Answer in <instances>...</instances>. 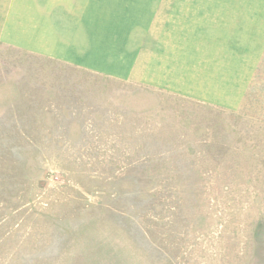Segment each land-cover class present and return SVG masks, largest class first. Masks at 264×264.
<instances>
[{
  "label": "rangeland",
  "instance_id": "obj_1",
  "mask_svg": "<svg viewBox=\"0 0 264 264\" xmlns=\"http://www.w3.org/2000/svg\"><path fill=\"white\" fill-rule=\"evenodd\" d=\"M0 264H264V50L222 108L0 42Z\"/></svg>",
  "mask_w": 264,
  "mask_h": 264
},
{
  "label": "crops",
  "instance_id": "obj_2",
  "mask_svg": "<svg viewBox=\"0 0 264 264\" xmlns=\"http://www.w3.org/2000/svg\"><path fill=\"white\" fill-rule=\"evenodd\" d=\"M11 0L0 42L222 108L264 50V0Z\"/></svg>",
  "mask_w": 264,
  "mask_h": 264
}]
</instances>
